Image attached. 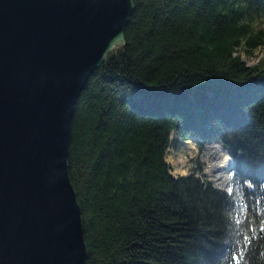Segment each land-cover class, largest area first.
I'll return each mask as SVG.
<instances>
[{
  "label": "trees",
  "instance_id": "trees-1",
  "mask_svg": "<svg viewBox=\"0 0 264 264\" xmlns=\"http://www.w3.org/2000/svg\"><path fill=\"white\" fill-rule=\"evenodd\" d=\"M132 3L73 117L87 264H264V0ZM172 132L230 149L231 194L170 174Z\"/></svg>",
  "mask_w": 264,
  "mask_h": 264
},
{
  "label": "water",
  "instance_id": "water-1",
  "mask_svg": "<svg viewBox=\"0 0 264 264\" xmlns=\"http://www.w3.org/2000/svg\"><path fill=\"white\" fill-rule=\"evenodd\" d=\"M133 10L132 0H0V264H87L73 117Z\"/></svg>",
  "mask_w": 264,
  "mask_h": 264
},
{
  "label": "rangeland",
  "instance_id": "rangeland-1",
  "mask_svg": "<svg viewBox=\"0 0 264 264\" xmlns=\"http://www.w3.org/2000/svg\"><path fill=\"white\" fill-rule=\"evenodd\" d=\"M257 28L264 32V18L258 22ZM240 52L246 66L255 67L264 59V43L251 55L241 50ZM172 137L165 161L173 177L193 175L202 184L210 185L213 189L230 190L229 175L221 172V166L226 162L230 164L229 159L232 160V157L230 154H227L229 157L224 154L221 144L216 141H205L195 135L182 138L175 134Z\"/></svg>",
  "mask_w": 264,
  "mask_h": 264
},
{
  "label": "bare ground",
  "instance_id": "bare-ground-1",
  "mask_svg": "<svg viewBox=\"0 0 264 264\" xmlns=\"http://www.w3.org/2000/svg\"><path fill=\"white\" fill-rule=\"evenodd\" d=\"M221 148H222V151L224 152V154H226V156H228L227 155L228 154L227 150L223 146H221ZM227 159H229V158H227ZM228 167H229V163L226 162L225 164H223L221 166V172H223L224 174L228 175V171H227L228 170Z\"/></svg>",
  "mask_w": 264,
  "mask_h": 264
},
{
  "label": "snow or ice",
  "instance_id": "snow-or-ice-1",
  "mask_svg": "<svg viewBox=\"0 0 264 264\" xmlns=\"http://www.w3.org/2000/svg\"><path fill=\"white\" fill-rule=\"evenodd\" d=\"M236 259H238V257H235Z\"/></svg>",
  "mask_w": 264,
  "mask_h": 264
}]
</instances>
